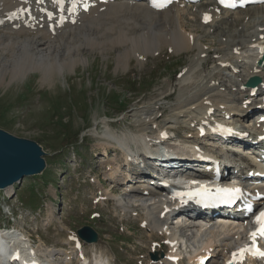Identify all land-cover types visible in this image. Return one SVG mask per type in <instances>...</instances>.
<instances>
[{"label": "rangeland", "instance_id": "1", "mask_svg": "<svg viewBox=\"0 0 264 264\" xmlns=\"http://www.w3.org/2000/svg\"><path fill=\"white\" fill-rule=\"evenodd\" d=\"M257 7L246 8L237 16L230 13L234 17L226 20L227 23L215 22L210 28L188 15L184 20L191 25L185 34L190 33L193 38V48L174 53L171 47L162 46L159 50H149L143 60H139L141 55L133 53L125 69L116 66V52L112 49L103 54L86 52L85 62L78 63L74 70L54 75L48 82L42 81L37 70L10 82L6 77V82L0 85V129L35 141L45 154L42 158L46 167L42 174L25 176L9 189H0V226L12 228L7 233L1 232L8 234L12 243L22 238L27 245L31 244L34 247L31 251L40 264H65L66 261L80 264L75 255L67 259V252L74 248L76 230L85 225L97 232L98 240L93 246L81 241L87 255L83 264H96L99 259L115 264H151L149 257L158 250L152 242L164 239L147 225V230L140 226L145 216L141 204L146 199L151 202L148 200L151 196L145 199L139 194L136 197L127 190L131 189V182L127 187L119 184L130 164L127 165L129 161L116 140L125 137L129 148L135 151L137 147L143 153L150 149L147 154L151 156L163 147L170 148L172 154H185L190 150L193 140L187 136L192 135L194 128L188 121L190 117H200L206 106L198 109L196 105L191 106L186 112L185 106L173 109L179 100L193 93L184 89L183 76L191 69L202 74L204 81H209L210 75L222 81L220 87H230L229 69L233 67V73H242V65L237 62L220 73L214 71V66L222 59L227 38L239 32L251 34L258 25L264 26V6ZM237 17L239 24H230ZM198 56L202 57L201 65L196 60ZM217 88L206 95L215 94L219 91V86ZM260 96L262 94H247L240 99L243 100L240 104L237 101L240 112L232 113L235 115L232 121L251 123L249 116L236 115H245L246 108ZM246 99L250 100L248 105L243 104ZM180 110L185 113L174 116L175 111ZM155 125L175 128L168 143H151L145 139L154 137ZM213 141L209 143L214 144ZM138 158L148 160L143 154ZM197 217L200 220L201 217ZM224 223L228 227L221 226ZM217 224V230L227 235L240 229V225L233 226L230 221L219 220ZM193 226L184 231L187 238L199 228ZM203 237L211 239L213 234L205 231ZM160 249L165 251L167 246L162 244Z\"/></svg>", "mask_w": 264, "mask_h": 264}, {"label": "bare ground", "instance_id": "2", "mask_svg": "<svg viewBox=\"0 0 264 264\" xmlns=\"http://www.w3.org/2000/svg\"><path fill=\"white\" fill-rule=\"evenodd\" d=\"M45 3L50 4L51 0H45L43 4ZM91 4L92 6L87 12L81 10L76 14L75 23L67 21L61 27L56 26L53 31H50L48 29V17L40 11V4L37 3V0H27V4L24 3V0H0V20L3 21V23L0 24V85L6 82V77L9 78L10 82L20 79L26 76L28 72L35 70L40 72L43 82L51 81L54 75L61 74L65 70H74L78 63L87 60L85 53L93 51H99L103 54L113 49L116 52V66H121L125 69L129 65V58L133 53H136L137 56L141 55L142 57H140L141 59L139 60H143L149 50H159L163 48L162 46L171 47L174 53L193 48L194 41L192 42L189 38V33L185 34L187 30H189L188 27L191 25L188 21L184 20V17L188 15L198 19L200 25H207L210 28L215 22L221 23L225 21V23H227L226 20L234 17L230 13L234 12L233 14L236 16L242 13V10H235L233 12L220 11L216 9L212 3L207 5V2L193 5L177 4L162 11H154L143 2L132 0H118L107 3H97L91 0ZM198 4L200 5L196 7V10H192V8ZM203 4L206 5L201 7ZM262 6L264 5H261V7ZM246 8L248 9L250 7ZM23 9H27V11H22ZM29 12L34 15L33 19L29 18ZM203 12L211 14L210 22L206 24H203L202 21ZM238 17L234 20L230 19L232 20L230 24H237L239 21ZM227 36H230V34ZM227 39L229 40L225 42L226 49L224 48L222 59L214 66V71L216 70L217 73H220V70L229 69L238 62V64L240 63L243 67L242 73H233V67L229 69L231 73L229 75L231 77V85L230 87L224 85V88H222L220 87L223 86V84H221L222 81H219L217 77L216 79H212L214 76L211 77L208 75L209 81H204L205 77L203 78L202 74H196V71L191 72V69H189L184 74L182 80L186 81L183 84L184 89L191 90L193 93L179 100L177 103L178 106L173 109H183L185 106L184 110L186 112V110L189 111L188 109L191 106L194 107L196 105L195 108L197 107L198 109L200 106L202 107L204 105L206 108L202 110L203 113L199 118L200 121L210 117V115H207V111L215 104H217V108L220 110L224 109V114H232L233 112L239 114L240 110H237L238 106H236V102L240 101L243 96L251 94L252 90L251 87L242 90L241 84H245L250 76H260L262 77V83L258 86L256 91H258V89L264 91V62L259 59L260 54L257 52L260 44L264 40V28L258 29V27H255L254 32L251 34H247L246 32L234 33L233 37L230 36ZM244 57L247 59L246 62L239 61L243 60ZM201 58L200 56L196 58L200 65L202 64ZM212 71L213 70H211V72ZM213 75L216 76L215 73H213ZM217 76L219 77V75ZM192 79H194V81L190 82ZM218 86L219 91L213 95H206L208 92L218 89ZM192 88L194 90H192ZM181 97H183V95ZM246 100H244V102ZM242 101H240L239 104ZM248 101L250 103V100ZM231 109H234V111H230ZM250 109L251 107L246 108V113ZM184 110L173 112L174 116L180 112H184ZM164 127L165 126L161 128ZM133 136L135 135L132 134V137ZM158 136L159 132L157 133V137ZM196 136H198L197 132L193 137L195 138ZM187 137L189 139L191 138L190 136ZM158 139L160 138L158 137ZM197 139H199V137ZM116 142L124 151V157L128 152H132L131 148L128 147L129 144L126 142L125 137L117 139ZM235 144L241 143L235 142ZM142 148L147 150L146 147L142 146ZM162 149L163 148H161V150ZM149 150H147V152H149ZM188 151L191 152V154H195L192 148ZM159 152L160 150L158 152H153L152 155L158 156ZM182 153H184L183 150ZM149 155L151 156V154ZM133 158L137 160V151H133ZM128 164L127 162V165ZM11 186L3 189H9ZM139 190L142 191V187L140 186L137 188V186H135L129 192L135 196H140ZM159 194H161V191L157 189L154 191L152 190L149 195L153 197V201L142 204L146 209L145 216L142 220H146V225L150 229L156 230V232L158 231L159 235L168 241L170 253L173 252L181 258L182 255L180 251H176L177 245L180 242L177 235L181 232L179 231V226L182 225L181 220H178V226H173L172 229L165 228L169 220V214L176 209V206L164 204V200L162 197L158 196ZM120 199L118 201L122 205L123 201ZM166 207H170V209L164 217H161V212L165 210ZM179 216H181V214ZM197 216L195 218L199 219ZM195 218L192 219L195 220ZM188 219H190V217ZM211 220H213V218L209 217L207 224L205 223L203 226H199L198 229L195 227L196 231L192 237L194 241L192 245L193 254L198 253L201 248L204 249L203 253L207 254L211 251L213 245H215L218 250H221V254H223L228 245L235 244L238 241L240 229L234 234L227 235V233H221L220 230H217V221L209 223ZM224 221L227 222V220H223V222ZM183 224L186 223L183 222ZM189 226L192 227L190 224L187 227ZM221 226L228 227V224L224 223ZM206 230L210 231L213 237L207 241H202V235H204ZM1 231L3 230H0V252L3 253V256H0V264H11L9 257L15 249L18 251V260L20 264L28 260H34L35 264H37L38 261V264H40L37 256L31 251L32 248H30V250L27 249L29 245H27L26 242L20 237L19 238L23 242L18 240L12 243L10 240L11 238L4 240L2 237L3 232ZM89 245L93 246L95 244ZM155 256L156 258L151 260V264H170L166 257L161 254L159 255V251L155 252ZM104 262L103 259L96 260V264L109 263ZM24 263L28 264L27 262ZM41 264H43V262H41Z\"/></svg>", "mask_w": 264, "mask_h": 264}, {"label": "water", "instance_id": "3", "mask_svg": "<svg viewBox=\"0 0 264 264\" xmlns=\"http://www.w3.org/2000/svg\"><path fill=\"white\" fill-rule=\"evenodd\" d=\"M257 81L258 79L252 78L247 85H254ZM44 155L35 141L14 136L0 129V189L20 181L25 176L41 174L46 167L42 158ZM77 234L87 242H95L98 239L97 233L88 226L78 229Z\"/></svg>", "mask_w": 264, "mask_h": 264}, {"label": "snow or ice", "instance_id": "4", "mask_svg": "<svg viewBox=\"0 0 264 264\" xmlns=\"http://www.w3.org/2000/svg\"><path fill=\"white\" fill-rule=\"evenodd\" d=\"M44 2L45 0H37V3L39 4H43ZM51 2L59 12V20L57 22L59 25H62L67 19L65 12H67L68 15L74 16L78 13V10L80 8H83V10L87 12L92 6L91 0H51ZM104 2L106 3L107 0H104ZM24 3L27 4V0H24ZM166 3H171V0H166ZM220 3L224 4L226 7H235V0H220ZM66 5H70V7H66ZM152 6L154 8H163L166 6V4L158 3L157 0H152ZM22 11H27V9H23ZM41 11H44L46 13L49 20L54 19L53 12L48 11L47 9H41ZM72 22L75 23L76 21L72 20ZM0 23H3V21H0ZM261 51H264V48H262ZM228 131L231 130L229 129ZM222 191L230 193L232 191H239V189H223ZM255 224L258 225V227L249 234L252 241L251 246L239 250L241 259L243 258V254L248 251H251L254 256L264 257V251L259 248L257 243L258 237L264 238V211H260L259 214L256 215ZM235 258L236 253H233V260H235ZM229 264H233V261H229Z\"/></svg>", "mask_w": 264, "mask_h": 264}, {"label": "trees", "instance_id": "5", "mask_svg": "<svg viewBox=\"0 0 264 264\" xmlns=\"http://www.w3.org/2000/svg\"><path fill=\"white\" fill-rule=\"evenodd\" d=\"M117 102H119V103H120L121 101H117Z\"/></svg>", "mask_w": 264, "mask_h": 264}]
</instances>
